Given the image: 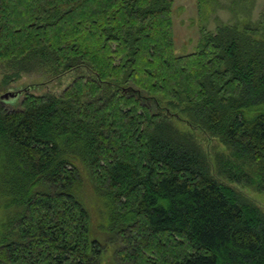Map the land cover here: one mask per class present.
<instances>
[{
  "label": "trees",
  "instance_id": "16d2710c",
  "mask_svg": "<svg viewBox=\"0 0 264 264\" xmlns=\"http://www.w3.org/2000/svg\"><path fill=\"white\" fill-rule=\"evenodd\" d=\"M226 1L196 0L233 21L179 56L174 0H0V92L81 70L0 99V264H103L107 246L119 264H264V211L235 187L264 196V17ZM196 132L224 146L214 165Z\"/></svg>",
  "mask_w": 264,
  "mask_h": 264
},
{
  "label": "rangeland",
  "instance_id": "374dc122",
  "mask_svg": "<svg viewBox=\"0 0 264 264\" xmlns=\"http://www.w3.org/2000/svg\"><path fill=\"white\" fill-rule=\"evenodd\" d=\"M221 0L223 4H228V1ZM253 10L250 18L253 21H259L264 17V0H253ZM215 17L222 22L229 23L233 21V16L227 9H218L216 15L210 16L207 23L202 21V17L198 12L196 0H174V7L172 12L174 35H175V49L176 54L188 55L196 51L198 41L200 39V30L214 31L216 28ZM81 70L75 71L68 75L62 76L58 79L52 78L45 73H33L24 75L22 80L15 82L6 89L1 90L0 99L5 108L13 111L19 108L21 101L24 98V93L30 92L35 95H43L52 93L59 95L72 80L80 75ZM3 77V72L0 69V80ZM15 94V95H12ZM176 125L183 131H188L189 128L182 122H175ZM196 136L201 142V146L208 153L212 165L216 163V155L225 151L224 146L217 139H208L200 132H196ZM87 187L83 190L84 200L88 208L93 214L92 231L95 237L100 241L105 242V236L98 232V227L101 219L100 205L97 202V197L94 194L92 185L86 184ZM238 190L243 192L247 197L252 199L264 211V196L259 195L252 189L242 188L235 185ZM115 246H107V251L103 257V264H119L115 256Z\"/></svg>",
  "mask_w": 264,
  "mask_h": 264
},
{
  "label": "water",
  "instance_id": "95a60500",
  "mask_svg": "<svg viewBox=\"0 0 264 264\" xmlns=\"http://www.w3.org/2000/svg\"><path fill=\"white\" fill-rule=\"evenodd\" d=\"M12 95H15V94H12ZM1 99H2V97H1Z\"/></svg>",
  "mask_w": 264,
  "mask_h": 264
}]
</instances>
